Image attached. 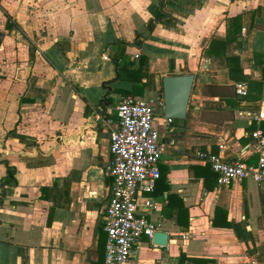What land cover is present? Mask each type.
Segmentation results:
<instances>
[{"label":"crops","instance_id":"1","mask_svg":"<svg viewBox=\"0 0 264 264\" xmlns=\"http://www.w3.org/2000/svg\"><path fill=\"white\" fill-rule=\"evenodd\" d=\"M0 33V264H103L110 133L96 112L116 121L127 94L152 101L166 144L137 214L167 242L142 235L133 264H264V190L218 185L198 156L257 163L264 0H0ZM188 74L185 118L159 114L162 78Z\"/></svg>","mask_w":264,"mask_h":264},{"label":"built area","instance_id":"2","mask_svg":"<svg viewBox=\"0 0 264 264\" xmlns=\"http://www.w3.org/2000/svg\"><path fill=\"white\" fill-rule=\"evenodd\" d=\"M235 90L241 97L248 93L243 82H236ZM97 112L96 117L110 133L109 158L102 168L103 176L110 180L102 220L106 234L103 264H133L139 238L144 235L152 239L160 231V225L137 214V199L140 194L153 191L160 177L158 164L166 144L154 126V106L150 100L131 94L121 96L116 106V121L103 118ZM245 114L252 117L250 112ZM262 115L254 114V118ZM249 136L253 141L250 149L253 147L258 155L255 165L247 164L240 155L225 160L216 155L198 154L210 163L218 185L249 178L264 190V132L255 129ZM168 144L174 141L169 140ZM144 207L155 209L157 204L152 198L144 197Z\"/></svg>","mask_w":264,"mask_h":264},{"label":"water","instance_id":"3","mask_svg":"<svg viewBox=\"0 0 264 264\" xmlns=\"http://www.w3.org/2000/svg\"><path fill=\"white\" fill-rule=\"evenodd\" d=\"M150 28L151 25L145 29L143 36H147ZM2 36L3 34L0 33V40ZM192 83L193 74L164 76L162 78L163 106L158 107V113L166 118H185ZM107 90L109 92L110 88L108 87ZM152 241L156 244L165 245L167 234L157 231L154 233Z\"/></svg>","mask_w":264,"mask_h":264},{"label":"trees","instance_id":"4","mask_svg":"<svg viewBox=\"0 0 264 264\" xmlns=\"http://www.w3.org/2000/svg\"><path fill=\"white\" fill-rule=\"evenodd\" d=\"M125 94H127V93H125Z\"/></svg>","mask_w":264,"mask_h":264}]
</instances>
